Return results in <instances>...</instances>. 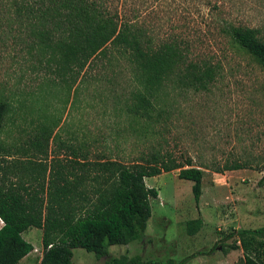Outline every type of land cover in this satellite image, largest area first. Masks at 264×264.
Returning <instances> with one entry per match:
<instances>
[{
    "label": "rangeland",
    "instance_id": "obj_1",
    "mask_svg": "<svg viewBox=\"0 0 264 264\" xmlns=\"http://www.w3.org/2000/svg\"><path fill=\"white\" fill-rule=\"evenodd\" d=\"M207 2H217L219 13L210 11ZM133 9L152 45L181 40L188 48L186 59L218 66L214 80L202 90L167 83L153 103V119L134 117L127 111L133 72L110 45L79 72L58 76L46 63L48 54L34 50L29 26L2 18L0 96L8 110L0 140L10 146L18 167L7 179L27 183L29 166L37 161L46 169L65 168L74 159L128 165L153 152L166 153L179 164L202 168L197 202L191 181L179 179L177 169L145 177V185L157 192L149 198L145 230L135 241L108 246L110 256L243 264L241 249L228 247L234 236L224 235L264 225V183H258L264 175V66L220 32L213 17L257 26L264 36V0H126L125 13ZM44 125L50 133L39 152L30 142ZM235 162L244 167L214 171ZM197 216L202 220L199 229L186 234L185 221ZM40 236L39 228L23 232L33 246L24 264H38ZM106 259L72 249L71 264H104Z\"/></svg>",
    "mask_w": 264,
    "mask_h": 264
},
{
    "label": "trees",
    "instance_id": "obj_2",
    "mask_svg": "<svg viewBox=\"0 0 264 264\" xmlns=\"http://www.w3.org/2000/svg\"><path fill=\"white\" fill-rule=\"evenodd\" d=\"M111 1L0 0V20L29 26L34 50L48 54L46 63L52 64L58 76L79 72L110 45L127 59L133 72L135 84L127 111L134 117L153 119V103L167 83L193 90L211 84L218 69L215 63L186 59L188 48L181 40L171 38L152 45L137 25V10L126 14V0L118 4ZM207 6L219 13L217 2H207ZM213 18L220 32L264 66V36L259 27L223 16ZM7 110L8 102L0 96V131ZM49 133L45 125L41 127L30 146L41 152ZM4 143L0 140V264H16L32 250V244L21 235L29 227L41 229L38 264H71L76 247L95 258L107 257L104 264H185L184 258L177 262L167 258L161 263L138 256H110L108 246L127 244L142 236L150 216L149 198L157 197L156 189L145 185V177L177 169L179 179L191 181L192 197L197 202L203 175L200 166L182 165L166 153L155 152L128 165L110 159H74L65 168L46 169L37 161L29 166L24 183L7 179L8 172L18 167L10 146ZM243 167L235 162L214 171ZM98 180L102 182L97 184ZM258 183H264V175ZM201 223L199 216L186 220V234H194ZM262 234L264 225L234 229L224 237L234 236L228 247L241 249L243 264H264V239L258 238Z\"/></svg>",
    "mask_w": 264,
    "mask_h": 264
},
{
    "label": "crops",
    "instance_id": "obj_3",
    "mask_svg": "<svg viewBox=\"0 0 264 264\" xmlns=\"http://www.w3.org/2000/svg\"><path fill=\"white\" fill-rule=\"evenodd\" d=\"M230 171H232V170H230ZM0 225H1V220H0ZM25 231V230H24ZM24 231H22V233H21V235L23 234V232ZM28 241V240H27ZM31 244H32V242H30ZM30 253H31V251H29L25 256H23L16 264H24L25 262L26 263H29V256H30Z\"/></svg>",
    "mask_w": 264,
    "mask_h": 264
}]
</instances>
